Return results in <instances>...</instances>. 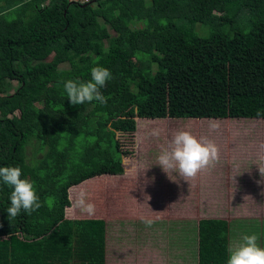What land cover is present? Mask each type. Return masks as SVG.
Listing matches in <instances>:
<instances>
[{
    "label": "trees",
    "instance_id": "trees-1",
    "mask_svg": "<svg viewBox=\"0 0 264 264\" xmlns=\"http://www.w3.org/2000/svg\"><path fill=\"white\" fill-rule=\"evenodd\" d=\"M97 65L107 103L71 104L63 82ZM137 118L264 119V0H0V167L41 203L10 222L0 180V264H105V221L67 217L70 190L134 175ZM196 230L197 264H227L229 222Z\"/></svg>",
    "mask_w": 264,
    "mask_h": 264
},
{
    "label": "rangeland",
    "instance_id": "rangeland-1",
    "mask_svg": "<svg viewBox=\"0 0 264 264\" xmlns=\"http://www.w3.org/2000/svg\"><path fill=\"white\" fill-rule=\"evenodd\" d=\"M136 121L134 175L107 176L70 190L67 217L105 221V264H197L196 227L201 218L229 222V248L252 234L264 247V173L259 171L264 169V119ZM181 130L219 149V160L188 181L175 172L168 175L156 164L173 134ZM156 131L159 135L153 134ZM81 190L95 205L92 215L76 206ZM142 217L152 219V226L146 227Z\"/></svg>",
    "mask_w": 264,
    "mask_h": 264
},
{
    "label": "clouds",
    "instance_id": "clouds-1",
    "mask_svg": "<svg viewBox=\"0 0 264 264\" xmlns=\"http://www.w3.org/2000/svg\"><path fill=\"white\" fill-rule=\"evenodd\" d=\"M20 6L22 5H17V7ZM90 77L84 82L71 79L63 82V88L71 104L84 105L93 101L100 104L107 103L100 89L112 78L111 72L97 65L91 68ZM153 134L159 135V132L156 131ZM218 160L219 149L215 143L206 138L198 139L190 131L181 130L173 134L168 146L158 155L156 164L160 165L168 175L169 172H175L179 177L188 181ZM259 171L264 173L262 168H259ZM21 176V168L18 166L0 167V180L12 189L9 197L10 206L6 209L10 222L22 211L31 214L41 207L33 183ZM86 196V191L81 190L75 203L82 212L92 215L95 212V205L87 202ZM141 219L146 227H151L154 223L152 219L143 217ZM257 240L256 234L245 235L243 243L228 249L227 264H264V247H260Z\"/></svg>",
    "mask_w": 264,
    "mask_h": 264
},
{
    "label": "built area",
    "instance_id": "built-area-1",
    "mask_svg": "<svg viewBox=\"0 0 264 264\" xmlns=\"http://www.w3.org/2000/svg\"><path fill=\"white\" fill-rule=\"evenodd\" d=\"M69 1H73V2L84 4V3L92 2L94 0H69Z\"/></svg>",
    "mask_w": 264,
    "mask_h": 264
}]
</instances>
